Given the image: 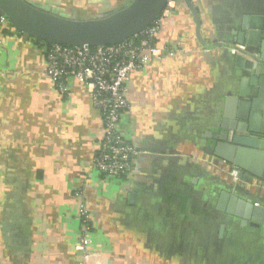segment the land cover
Segmentation results:
<instances>
[{
    "label": "crops",
    "instance_id": "crops-1",
    "mask_svg": "<svg viewBox=\"0 0 264 264\" xmlns=\"http://www.w3.org/2000/svg\"><path fill=\"white\" fill-rule=\"evenodd\" d=\"M27 1L76 20L132 2ZM192 3L200 25L178 0L156 38L176 52L131 73L120 127L138 154L125 177L93 166L105 129L86 87L72 78L61 93L41 40L0 22V264H81L82 205L88 264H264V223L245 220L264 181L207 151L249 127L253 101L264 108V72L245 84L234 48L255 29L264 56V0Z\"/></svg>",
    "mask_w": 264,
    "mask_h": 264
},
{
    "label": "water",
    "instance_id": "water-1",
    "mask_svg": "<svg viewBox=\"0 0 264 264\" xmlns=\"http://www.w3.org/2000/svg\"><path fill=\"white\" fill-rule=\"evenodd\" d=\"M184 1L193 11L199 26L200 18L192 0ZM167 2L168 0H132L128 6L107 16L76 20L52 14L27 0H0V15L5 16L19 32L43 42L74 47H99L114 45L139 34L161 16ZM261 37L262 31L254 29L246 35V40L235 42V45L245 44L247 47V55L237 51V61L245 77V84L247 78L252 77V83H256L254 77L259 71L264 72ZM248 55L251 56L250 59ZM258 103L253 101L254 110L249 127L236 129L232 125L230 131L223 133L214 147H207V151L210 156L264 181V130L261 129L264 114L258 112L262 108ZM234 132L244 136L235 135ZM247 207L245 220H251L255 226L264 223V207L259 204H250Z\"/></svg>",
    "mask_w": 264,
    "mask_h": 264
},
{
    "label": "built area",
    "instance_id": "built-area-1",
    "mask_svg": "<svg viewBox=\"0 0 264 264\" xmlns=\"http://www.w3.org/2000/svg\"><path fill=\"white\" fill-rule=\"evenodd\" d=\"M177 1L168 0L161 16L152 25L114 45H42L47 60L46 74L57 84L60 92H65L68 80H78L86 87L93 106L101 113L105 133L93 166L105 176L125 177L133 169V158L138 151L120 127L121 118L129 109L128 83L131 73L142 68L149 59L176 52L172 47H158L156 38L162 20L170 14ZM7 21L5 16L0 15L1 23ZM15 33L21 32L16 30ZM234 48L247 55L245 44H237ZM248 58L251 56L248 55ZM81 213V236L76 249L81 254V264H88L91 256V216L83 205Z\"/></svg>",
    "mask_w": 264,
    "mask_h": 264
},
{
    "label": "trees",
    "instance_id": "trees-1",
    "mask_svg": "<svg viewBox=\"0 0 264 264\" xmlns=\"http://www.w3.org/2000/svg\"><path fill=\"white\" fill-rule=\"evenodd\" d=\"M37 41H38V40H37ZM38 42L41 43V45H43V44H44V45H45V44L48 45V44H49L48 42H43V41H38Z\"/></svg>",
    "mask_w": 264,
    "mask_h": 264
}]
</instances>
